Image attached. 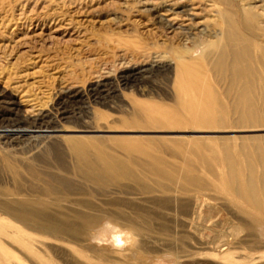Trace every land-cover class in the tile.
Listing matches in <instances>:
<instances>
[{
    "label": "rangeland",
    "instance_id": "rangeland-1",
    "mask_svg": "<svg viewBox=\"0 0 264 264\" xmlns=\"http://www.w3.org/2000/svg\"><path fill=\"white\" fill-rule=\"evenodd\" d=\"M231 1L241 7L235 8L238 21L242 12H250L254 23L257 18L264 23V0ZM224 4L221 0H0V219L11 224L5 227L10 235H0L2 251L11 257L4 264H264V220L254 223L231 203L232 197L216 189L217 176L227 173L223 144L234 148L239 139L263 136L264 131L199 133L180 124H160L159 129L158 123L130 130L123 124L134 119L133 108L139 103L158 104L170 112L175 106L174 68L155 71L140 83L132 79L127 86L121 79L129 65L159 57L174 67L184 50L163 33L159 17L150 9L195 7L194 21L214 33L219 30V12L228 8ZM196 43L186 48L193 51ZM196 50L201 58L196 63H205L199 55L202 50ZM68 88L83 99L63 98ZM63 112L68 119H62ZM36 119L45 127L33 125ZM66 129L70 132L64 135L99 139L104 151L129 163L148 189L128 180L100 187L83 179L75 171L72 153L56 138ZM129 145L140 150L128 151ZM204 157L217 160L219 175L209 172ZM147 161H160L169 173L187 174L194 165L203 189L165 181L169 188L163 191L156 177L141 170L139 165ZM59 178L71 188L48 192V184L55 185L52 180ZM197 196L209 201L197 200L199 207L192 209ZM25 198L31 202L23 204ZM25 210H40L79 235H52L38 230L36 222L33 226L18 222L16 213ZM184 211L200 214L203 220L186 218ZM85 216L90 220H83Z\"/></svg>",
    "mask_w": 264,
    "mask_h": 264
},
{
    "label": "bare ground",
    "instance_id": "bare-ground-1",
    "mask_svg": "<svg viewBox=\"0 0 264 264\" xmlns=\"http://www.w3.org/2000/svg\"><path fill=\"white\" fill-rule=\"evenodd\" d=\"M221 1L223 4L226 2V6H228L229 9H221L219 12L221 17L220 24H217L219 30H214L216 31L214 33H210L211 31L203 27L201 23H196V21H194L196 15H193L192 12L195 10L193 9L195 7L190 8L188 6L189 9L186 6L176 7V5H167L169 9H162L164 8L162 6V8H160V6H154L152 9L149 8L156 14L155 18L159 17L158 24L159 26L161 25L159 28L164 30L163 33H166V36H172L184 50L182 49L183 51L176 57L177 63L174 67L173 62L166 63L163 61L162 57H159L146 64L129 65L126 76L121 77V79H123V84L127 86L132 79L140 83L147 78L145 76L155 71L162 70L169 72L174 68V72L176 73L175 91L177 92L175 96V106H173V108L171 107L172 112H170L168 107H166L168 108L167 110L158 104H151L152 106L150 105L147 107L141 106L139 103L133 108L135 112L134 119L123 122V124L127 126L126 128H130L131 130L132 128L135 129L137 126H139L137 128H140L142 123H153L152 125L158 123L159 129L160 124H180L183 125V127H195L194 132L199 133L264 131V23H259L258 18L256 23H254L256 17L250 12H242L241 19L238 21V11H235V8L239 10L241 7L233 5L231 0ZM146 4L147 2L144 3V5ZM161 9L164 11L163 14H160ZM150 10L147 9L145 11L150 13ZM260 20L262 19L260 18ZM202 35L207 37V39H203V41L201 39L202 37H200ZM191 42H197L194 44V47L198 50H202L199 55L204 58L203 61H205L206 65L204 62L196 63L201 59L197 58L198 55L196 56V53L198 51L196 49L191 51L186 48V45ZM210 77H212L213 82L221 89V96L219 95L220 90L218 89V91L217 88L212 85L213 83L211 84ZM103 80L104 79L99 80L97 86L99 84L102 85V83L99 82ZM7 95L10 96V94ZM116 96L119 98V92ZM62 97L70 100L75 98L83 99L82 96L75 93L72 88H68L67 92H63ZM4 105L13 113L16 112V109L8 106L9 103L5 102ZM16 113L19 115L18 112ZM60 115L63 120L69 118L67 117L68 113L63 112ZM230 116L232 118L231 121L229 120ZM53 120H55V118ZM32 123L36 125V127H45L41 124L37 125V119ZM52 124L55 125L53 121ZM64 132H70V130L66 129L63 132L59 131V133H56V138L64 141L67 150L72 153L73 159L76 161L75 171L78 172L83 179L100 187H104L110 183L117 184L120 181L128 180L135 182L136 185L143 190L148 189L146 182L141 180V175L138 177L139 173L137 174L136 172L135 174L130 168L129 163L104 151L102 142L99 139L89 137H86L87 139H82L79 138V136L73 137L64 135ZM123 132H135V130ZM61 140L59 142H62ZM239 140L240 143L234 146V148L230 146L228 142V145L226 143L223 144L224 141L222 143V148L225 150L224 152H227V173L219 175L220 170L218 169L217 171V160L206 161L204 157V165L207 169L211 170L209 171L210 173H213V171L219 172V176H217V178L219 177V182L216 185L217 191L232 197L233 199L230 200L231 203L235 207L239 206V209L250 217L254 223H261V221L264 220V135L256 136L255 134L254 136L241 138ZM191 141L194 140L191 139ZM157 147H159V145ZM251 148H253V150ZM125 149L128 151L140 150V148L135 145H129ZM136 163L137 162H135V164ZM139 166L141 170L156 177L158 182L160 181L157 186L163 189V191L169 188L167 183H164L165 181L174 184H179V181H184L186 183H184L185 186L188 185L193 188L203 189L201 188L203 180H200L202 178L200 177L199 179L196 175L194 165H192L193 167H189L190 169L187 174L186 172L185 174H182L183 172L179 173L177 170L169 173L160 161H147V163L140 164ZM170 169L173 168L170 167ZM179 169V171H182V168ZM138 171L140 170L138 169ZM213 176L215 177L216 175ZM52 181L55 185L48 184V192L54 191L56 187L71 188L68 181L66 182L61 178H59V181L58 179H53ZM181 187L182 186L179 188L182 189L183 187ZM190 189L193 190L192 188ZM204 198L198 197L193 203L191 201L192 204L190 207L192 209H197L199 207V204L196 202L197 200L208 203L207 201H209V199L206 200V198L204 200ZM25 202L30 203L31 201L25 198L23 204H26ZM201 206L205 207L203 204H201ZM184 212L186 213V218L196 216L198 222L203 220L200 214L196 215L192 213L190 215L189 212ZM15 217L20 219L18 222L23 223L24 221H29L32 226L33 222L38 223V230H43L46 233H64L73 236L79 235L74 229L61 227L55 218L42 213L40 210L18 211ZM116 219L122 220V218ZM83 220H90V218L85 216ZM121 224L119 225L120 227H122ZM10 226L11 224L8 220L0 219V235L9 236V228L5 229V227ZM16 233V235H18V232ZM129 235L135 236V233L130 231ZM22 241L28 243L29 240L23 239ZM23 244L25 245V243ZM2 250L4 249L0 246V264H4L3 261L11 259L10 255ZM229 264L237 263L235 261H229Z\"/></svg>",
    "mask_w": 264,
    "mask_h": 264
}]
</instances>
